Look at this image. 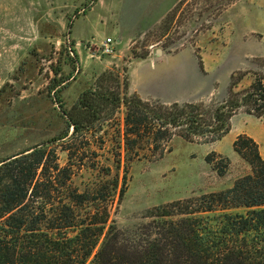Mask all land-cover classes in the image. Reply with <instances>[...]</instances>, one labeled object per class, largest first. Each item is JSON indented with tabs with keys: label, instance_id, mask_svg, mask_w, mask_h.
Returning <instances> with one entry per match:
<instances>
[{
	"label": "rangeland",
	"instance_id": "374dc122",
	"mask_svg": "<svg viewBox=\"0 0 264 264\" xmlns=\"http://www.w3.org/2000/svg\"><path fill=\"white\" fill-rule=\"evenodd\" d=\"M161 1L0 0V161L46 146L55 151L60 166H72V184L80 192L100 183L110 186L119 177L109 223L114 220L123 228L143 222L153 206L226 189L251 173L233 142L240 132L260 124L240 110L233 117L234 127L217 141L188 142L175 136L163 154L141 153L128 161L126 108L115 102L117 96L136 94L130 76L139 60L159 49L191 52L202 72V87L190 100L204 101L222 100L232 75L242 78L237 90L248 86L264 60V0H236L221 13L217 0H176L168 10ZM140 15L161 17L124 40L113 54L96 50L102 34L112 35L119 20L127 25ZM87 90L111 92L114 98L100 104V118L91 116L92 123H84L77 133L71 127L60 138L68 130V115L79 118L83 112L78 100ZM212 151L230 159L222 176L206 161ZM103 194L109 198V189Z\"/></svg>",
	"mask_w": 264,
	"mask_h": 264
},
{
	"label": "trees",
	"instance_id": "16d2710c",
	"mask_svg": "<svg viewBox=\"0 0 264 264\" xmlns=\"http://www.w3.org/2000/svg\"><path fill=\"white\" fill-rule=\"evenodd\" d=\"M234 1L217 0L218 11ZM253 77L237 90L242 78L232 75L222 100L169 103L137 94L117 96L116 106L126 108L128 161L141 153L163 154L175 136L217 141L231 131L240 110L264 122V60ZM112 98L111 92L84 91L78 100L83 112L79 118L68 115V130L60 138L71 127L77 133L92 123L91 116L100 118V104ZM233 147L251 173L226 189L153 206L143 222L129 228L109 223L119 177L110 186L100 183L80 192L72 184V166H60L46 146L5 158L0 161V264H264V158L259 143L246 133L236 137ZM206 161L220 176L231 163L216 151ZM108 189L109 198H103ZM234 208L247 211L228 212Z\"/></svg>",
	"mask_w": 264,
	"mask_h": 264
},
{
	"label": "crops",
	"instance_id": "0c3cea01",
	"mask_svg": "<svg viewBox=\"0 0 264 264\" xmlns=\"http://www.w3.org/2000/svg\"><path fill=\"white\" fill-rule=\"evenodd\" d=\"M161 2L163 5H169L166 7L168 10L176 3V0H162ZM160 17L156 15L133 16L127 25L118 19L119 22L115 24L116 29H114L113 34H102L100 41L112 37L115 47H118L125 42L124 40L134 38L135 34L147 27L148 23L156 22ZM120 23H122L121 26ZM73 36L75 37L74 34ZM83 40L82 37L81 41ZM205 70L208 71L207 67ZM201 74L197 58L191 52L168 54L165 51L156 50L154 54L149 53L146 58L133 65L130 88L145 99H159L169 103L184 102L189 101L200 92L202 87ZM257 119L260 121L257 128H252L249 131L243 130L239 134L246 133L253 137L259 143L264 158V122L260 118ZM232 127H234V123Z\"/></svg>",
	"mask_w": 264,
	"mask_h": 264
},
{
	"label": "built area",
	"instance_id": "2783aa9c",
	"mask_svg": "<svg viewBox=\"0 0 264 264\" xmlns=\"http://www.w3.org/2000/svg\"><path fill=\"white\" fill-rule=\"evenodd\" d=\"M97 51H101L102 54H113L115 52V44L112 37H107L101 42V46L97 47Z\"/></svg>",
	"mask_w": 264,
	"mask_h": 264
},
{
	"label": "water",
	"instance_id": "95a60500",
	"mask_svg": "<svg viewBox=\"0 0 264 264\" xmlns=\"http://www.w3.org/2000/svg\"><path fill=\"white\" fill-rule=\"evenodd\" d=\"M159 52H162V50L159 49Z\"/></svg>",
	"mask_w": 264,
	"mask_h": 264
}]
</instances>
